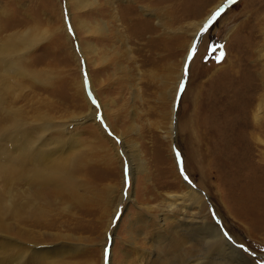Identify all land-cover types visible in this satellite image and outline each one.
I'll use <instances>...</instances> for the list:
<instances>
[{"label":"rangeland","instance_id":"rangeland-1","mask_svg":"<svg viewBox=\"0 0 264 264\" xmlns=\"http://www.w3.org/2000/svg\"><path fill=\"white\" fill-rule=\"evenodd\" d=\"M95 1L0 0V264H152L194 216L264 264V0ZM37 154L72 191L36 199Z\"/></svg>","mask_w":264,"mask_h":264},{"label":"bare ground","instance_id":"bare-ground-1","mask_svg":"<svg viewBox=\"0 0 264 264\" xmlns=\"http://www.w3.org/2000/svg\"><path fill=\"white\" fill-rule=\"evenodd\" d=\"M80 3L82 4L83 8H87L88 6L94 5V3L97 4V1L93 2V0H77V4ZM223 3H225V1L221 0L212 9L209 15L200 22V25L203 26L207 20H212L215 13L220 9ZM88 30L91 31L90 29ZM34 42H36V39L31 40V44H34ZM174 108L175 107H173V110ZM43 153L45 154V152ZM37 156L39 157L36 159V164L32 173V179L35 182L34 194L36 199H44L49 202V199L51 200V198H60L59 196H61L63 193L73 190V181H69L71 180L69 179L70 165L68 166L66 165V162H63V159H65L63 155L62 158L61 155L53 157L51 155L37 154ZM40 159H42L43 161H47L41 164L42 162L40 161ZM38 163H40L41 165ZM187 187L189 190L187 195L180 197L179 195L170 196L173 201L170 202L171 204H168L169 208L173 209L176 205H178L177 202L180 198H183L184 200L187 198L191 201L192 205H197V207H199L200 205V207H203V196L199 192L195 191V189L191 185H187ZM34 205H36V202ZM30 212L34 216L33 219H35L36 222L43 220L41 218L46 216V209L43 204L31 206ZM165 220L166 219H163V221ZM191 220L192 221L183 222L182 220L178 219V221L174 223L173 229L171 230V232H169L170 234H165L167 236L166 242L161 244L158 242L160 245L156 244L158 250L152 262L150 261L152 264H256L253 261V258L249 259L248 256L245 255V252L247 250L245 251V248L243 249V245L241 248L238 247V245L242 243L237 241L235 243L232 242L230 236L231 233H229L230 231H223L221 224L212 220L207 221V217L196 218L194 216ZM21 243L22 242H18L17 249L18 252L25 254L24 256L28 254L29 260L26 264H55V262L49 260V257H51L50 253H52L50 252V249H48L46 251V255H44L42 254V249L40 247L36 250V248H34V246L36 245L32 247L27 243H24L22 245ZM28 250L30 251V253L26 254ZM14 259H16V256H14L13 254V256L9 258V260L13 261Z\"/></svg>","mask_w":264,"mask_h":264},{"label":"water","instance_id":"water-1","mask_svg":"<svg viewBox=\"0 0 264 264\" xmlns=\"http://www.w3.org/2000/svg\"><path fill=\"white\" fill-rule=\"evenodd\" d=\"M233 0H227L221 7L220 9L215 13L214 17H217L219 13L227 6L229 5ZM187 61H189V57L187 58Z\"/></svg>","mask_w":264,"mask_h":264},{"label":"snow or ice","instance_id":"snow-or-ice-1","mask_svg":"<svg viewBox=\"0 0 264 264\" xmlns=\"http://www.w3.org/2000/svg\"><path fill=\"white\" fill-rule=\"evenodd\" d=\"M233 2H235V0H233ZM213 19H215V17H213ZM209 23H211V21H209Z\"/></svg>","mask_w":264,"mask_h":264}]
</instances>
